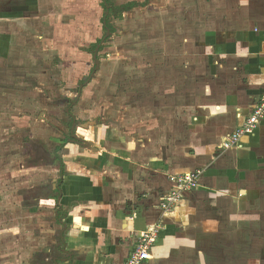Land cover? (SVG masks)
Returning a JSON list of instances; mask_svg holds the SVG:
<instances>
[{
  "label": "crops",
  "instance_id": "obj_1",
  "mask_svg": "<svg viewBox=\"0 0 264 264\" xmlns=\"http://www.w3.org/2000/svg\"><path fill=\"white\" fill-rule=\"evenodd\" d=\"M200 6L184 40L197 63L151 96L156 130L127 126L123 140L106 127L54 152L42 142L51 160L37 154L34 170L33 137L46 141L47 129L27 133V115L0 124V264H126L155 226L145 264H264V119L241 148L222 149L264 95V0ZM9 36L0 31V58ZM190 173L199 187L164 211Z\"/></svg>",
  "mask_w": 264,
  "mask_h": 264
},
{
  "label": "rangeland",
  "instance_id": "obj_2",
  "mask_svg": "<svg viewBox=\"0 0 264 264\" xmlns=\"http://www.w3.org/2000/svg\"><path fill=\"white\" fill-rule=\"evenodd\" d=\"M205 1L0 0V31L10 34L2 43L9 55L0 58V124L19 128L27 115V133L49 134L48 143L33 137V147L44 142L53 152L69 148L73 135L90 139L106 127L123 140L127 126L137 136L156 130V94L183 82L197 63L186 57L185 26ZM37 154L28 159L34 170L38 158L46 160ZM242 240L248 242L247 232Z\"/></svg>",
  "mask_w": 264,
  "mask_h": 264
},
{
  "label": "built area",
  "instance_id": "obj_3",
  "mask_svg": "<svg viewBox=\"0 0 264 264\" xmlns=\"http://www.w3.org/2000/svg\"><path fill=\"white\" fill-rule=\"evenodd\" d=\"M262 119H264V95L254 106L251 115L247 117L245 123L224 140L222 149L229 150L241 148V139L246 135L253 134L257 130ZM198 187L196 174L190 173L178 178L177 186L175 187L176 190L165 195L163 198L162 203L164 211H171L173 206L177 203L181 191H190ZM160 229V226H155L146 230L139 236L135 248L131 252L126 264H145V262L151 259L152 248L158 240Z\"/></svg>",
  "mask_w": 264,
  "mask_h": 264
},
{
  "label": "trees",
  "instance_id": "obj_4",
  "mask_svg": "<svg viewBox=\"0 0 264 264\" xmlns=\"http://www.w3.org/2000/svg\"><path fill=\"white\" fill-rule=\"evenodd\" d=\"M106 2L110 5V3H111V0H106ZM135 6V4H133V3H131L130 5H128L126 8H123V7H120V8H117V10H116V12L118 11V12H122V11H128V10H131L133 7ZM111 10H109V13H110V15H117V13L116 12H114V6L113 5H111ZM122 9H124V10H122ZM126 9V10H125ZM115 13V14H114Z\"/></svg>",
  "mask_w": 264,
  "mask_h": 264
},
{
  "label": "water",
  "instance_id": "obj_5",
  "mask_svg": "<svg viewBox=\"0 0 264 264\" xmlns=\"http://www.w3.org/2000/svg\"><path fill=\"white\" fill-rule=\"evenodd\" d=\"M38 149V155H42L43 154V157L46 159V160H51L50 158V154L48 152H46L43 148H40V147H37ZM40 152V153H39ZM42 153V154H41Z\"/></svg>",
  "mask_w": 264,
  "mask_h": 264
}]
</instances>
